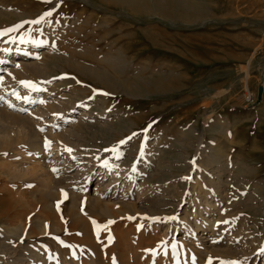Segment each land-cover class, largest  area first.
<instances>
[{
    "label": "rangeland",
    "instance_id": "374dc122",
    "mask_svg": "<svg viewBox=\"0 0 264 264\" xmlns=\"http://www.w3.org/2000/svg\"><path fill=\"white\" fill-rule=\"evenodd\" d=\"M52 9L0 36V202L20 191L31 215L17 240L0 222L4 243L58 262L61 247L75 264H264V0H0V30ZM16 59L34 63L28 78L6 75ZM42 103L62 116L34 113ZM14 114L48 134L45 151ZM70 128L73 146L52 138ZM218 150L219 170L198 184L201 157ZM129 155L127 177L103 189ZM193 185L213 194V230L188 227Z\"/></svg>",
    "mask_w": 264,
    "mask_h": 264
},
{
    "label": "bare ground",
    "instance_id": "6f19581e",
    "mask_svg": "<svg viewBox=\"0 0 264 264\" xmlns=\"http://www.w3.org/2000/svg\"><path fill=\"white\" fill-rule=\"evenodd\" d=\"M132 1H135V0H132ZM180 3V2H179ZM184 6V5H183ZM185 7V6H184ZM193 8V7H192ZM184 9V8H183ZM187 9V8H186ZM185 10V9H184ZM190 10V9H189ZM1 11V10H0ZM25 17V16H24ZM22 19H24V18H22ZM21 19V20H22ZM4 50V49H3ZM2 50V51H3ZM16 61L17 62H15L14 63V65L13 66H11V67H7L8 69H7V73H6V75L7 74H9V76L11 75V73H13V74H20V75H22L23 77H29V75L27 74V70H28V68H30L31 66H33L34 65V63H32V62H30V61H28V62H24L23 60L21 61V60H18V59H16ZM36 62V61H35ZM88 70V69H87ZM94 71V70H93ZM92 71V72H93ZM94 73V72H93ZM99 73H97V75H98ZM5 75V76H6ZM27 77V78H28ZM96 77V76H95ZM4 81H10V79H8V77L6 76V77H1ZM0 78V79H1ZM7 78V79H6ZM9 78H11V77H9ZM98 79L100 78V77H97ZM101 78H105L104 76H101ZM144 81V80H143ZM116 83V82H115ZM7 87V86H6ZM121 87V86H120ZM137 87V86H136ZM22 88V87H21ZM21 88H20V90H21ZM24 89V88H23ZM22 89V90H23ZM27 91V90H26ZM23 92V91H22ZM22 92H21V94H22ZM25 92V91H24ZM23 92V93H24ZM71 96V95H70ZM101 96V95H100ZM77 96L76 95H73L72 96V100H69V102L71 103V105H70V103H69V107L70 106H72L73 104H75L74 102L76 101V98ZM96 97H97V100H99V101H95L96 100ZM95 97V99L93 100V105H92V109H94V111L96 112V113H98V112H102V109H104V107H106L105 106V104H104V100H103V97H99V96H96ZM8 99V98H7ZM6 99V100H7ZM6 100H5V102H6ZM8 101V100H7ZM72 101H74V102H72ZM39 104H40V102H39ZM38 104V106L34 109V113H36V114H44V113H47V112H50V111H53V112H55L56 114L57 113H59L60 114V116H62V114H61V112H59V109L58 110H55V108H50V110H48V108L45 106V105H43V103L41 104V105H39ZM46 104H48L47 102H46ZM51 105V104H50ZM3 106V105H2ZM2 106H0V121L2 120V116L5 114V109H4V107H2ZM43 106V107H42ZM50 107H52V106H50ZM10 114V113H9ZM13 115V114H12ZM14 115H16V117H19V121H22L21 123L22 124H24V127H25V130H26V133H23V134H27V139L29 140V137L32 139V140H29L28 142H30L31 141V143H32V147L35 149V151H45V141H46V138L48 137V134H46V135H44V136H41V134H40V132H39V128H38V124L37 125H34L31 121H30V119L29 118H27V117H21L20 115H17V114H14ZM5 117V116H4ZM12 117V116H11ZM15 117V116H14ZM15 120H16V118H15ZM124 123V122H123ZM132 124V123H131ZM77 125V123H74V126H76ZM126 125V124H125ZM110 126V125H109ZM125 127V126H124ZM21 128H23V127H21ZM107 128V127H106ZM131 126H128L127 127V130L128 131H132L131 130ZM105 129V128H104ZM112 129H114V128H112ZM25 130H24V132H25ZM126 130V129H125ZM23 131V130H22ZM111 131V130H110ZM7 132V131H6ZM119 132V131H118ZM21 133V132H20ZM74 132H73V129H66L65 131H63V133H61V132H59V134H58V136H56V138L55 137H52V138H54L56 141H59V139L61 140V141H64V143H65V145L67 144L68 146H73V144H72V139L73 138H71L72 136H71V134H73ZM9 135V134H8ZM51 135V134H50ZM50 137V136H49ZM60 137V138H59ZM20 139V138H19ZM15 140V139H14ZM13 141V140H12ZM20 142V141H19ZM31 143H30V145H31ZM27 144V143H26ZM9 145V144H8ZM58 145V147H65L64 145H62V144H60V143H57V144H55V147ZM59 145H62V146H59ZM210 149V145H208V146H206V147H204V150L202 151L203 153L202 154H204V153H206L208 150ZM211 151V150H210ZM66 155H65V157H72V155H73V153L74 152H72L71 150L69 151V149H67L66 148ZM209 152V151H208ZM44 153V152H43ZM223 152H219V150H218V152H216V153H211V154H208V158L206 159V160H204V157H201V160L203 159V161H201V167L202 168H204L205 169V171H202V169L201 170H198L197 172H196V182L198 183V180H200V179H202L203 181L204 180H207V179H209L210 177H212V173L214 174V173H217V171L219 170V168L217 167V165L224 159V157H225V154L223 153ZM151 153L149 152V154L146 156V158H145V161L146 162H149V160L151 159ZM203 156V155H202ZM131 158V156L129 155V157H126V160H125V162L122 164L123 165V167H124V164H126L125 166V168H120L119 166H115L114 167V172H112V176L110 177V179H108L107 177H106V175H107V170L109 169V167L108 168H106V170L104 171V174L102 175V177H103V179H108L107 180V182H106V184L105 185H103V189H105L106 187H108V186H110L109 184H111V183H113V182H117V181H119V180H121L123 177H127V175L128 174H126V172L127 171H129V169H130V164H129V161L131 160L130 159ZM197 160H195V162H196ZM199 161V162H200ZM144 162V161H143ZM143 165H145V164H142V166L141 167H143ZM29 167V166H28ZM35 167V166H34ZM37 167H39L38 169V171L40 172V173H42V171H43V169L45 170V168H43L42 170H41V166H37ZM122 167V166H121ZM132 167V166H131ZM13 168V167H12ZM26 168V167H25ZM2 169V168H1ZM27 169V168H26ZM30 169V168H29ZM32 169H34V168H32ZM28 170V169H27ZM23 171V170H22ZM30 171V170H29ZM140 171V170H139ZM45 171H43V173H44ZM36 173V172H35ZM48 173V172H47ZM131 174L129 175V176H134V172L132 171V172H130ZM138 173V172H137ZM207 173V174H206ZM30 174H31V172H30ZM50 174H51V172H50ZM126 174V175H125ZM217 175V174H216ZM21 176V175H20ZM33 176V175H32ZM48 176V175H47ZM35 177V176H34ZM37 177V176H36ZM101 177V178H102ZM44 178V177H43ZM46 178H48L49 179V181H45V182H48L47 184L48 185H50V186H52V187H56V185L58 184V181L57 180H55V179H53L52 177V179L50 180V178H49V176L48 177H46ZM17 179V178H16ZM37 179V178H36ZM42 179V178H41ZM124 179V178H123ZM46 180V179H45ZM59 180V179H58ZM38 181H40V180H38ZM104 181V180H103ZM142 182V181H141ZM40 183H41V181H40ZM196 183V184H197ZM104 184V183H103ZM198 184H200V183H198ZM143 185V184H142ZM142 185L141 186H139V189H144V187H142ZM215 185V184H214ZM58 186V185H57ZM102 186V185H101ZM2 187V186H1ZM220 186L219 185H217L216 184V190L215 191H219L220 189H217V188H219ZM51 188V187H50ZM53 189V188H52ZM51 189V190H52ZM192 189H193V193H192V197H191V199H190V202L191 203H196V204H198V207L196 208V210H191L192 211V220L189 218V220H187V223H188V227L190 228V227H192V228H194V229H202V228H204L203 226H202V222H200V221H204V223H205V226L206 227H208V229H210V230H213L214 229V224H215V222L210 218V216H212V214H213V211H214V209L216 208V206H215V202H214V200L212 199V196H213V194L212 193H210V192H208L207 190H205L206 189V187H205V189H203V188H201V186H198V185H193L192 186ZM145 190V189H144ZM8 191V190H7ZM22 191V190H21ZM6 192V191H5ZM10 192V191H9ZM19 192V193H18ZM56 191H54V193H55ZM17 194H18V196H10V198H6L5 200H1L2 202H0L1 204H0V222H3V221H5L6 223H8V224H10L11 225V229H12V227L14 228V231H12V232H10L11 234H13V236H15V239L17 240V238H19V236L20 235H24V236H28V235H30V232L31 231H29L28 230V226L26 225V224H28L27 223V217H29V216H31L30 215V211H29V209H28V207H29V202L30 201H28L27 200V198L25 197V195H21V194H23L22 192L20 193V191H17L16 192ZM53 193V194H54ZM25 194V193H24ZM51 195V194H50ZM8 196V195H7ZM96 197V196H95ZM251 198H252V196H250ZM249 198V197H248ZM158 200V199H157ZM33 201V200H32ZM97 203V202H96ZM109 203V202H108ZM152 203V202H151ZM160 203V202H159ZM125 204V203H124ZM130 204V203H129ZM154 204V203H153ZM152 204V205H153ZM149 205H150V203H149ZM202 205H204L202 208H201V206ZM195 206V205H194ZM106 207H108V206H106ZM111 207V206H110ZM125 207V206H124ZM158 207V205L157 204H155L154 206H153V208H157ZM112 208V207H111ZM189 209V208H188ZM185 211V218H188L187 216V210H184ZM15 212H16V214H15ZM43 211H37V214H38V216H40L41 214H44V213H42ZM12 213L13 214H15V215H13L12 216ZM36 214V215H37ZM52 215H53V213H52ZM53 217H55L54 215H53ZM23 219H26L24 222H22L23 221ZM81 220V219H80ZM79 220V221H80ZM82 222V221H81ZM203 223V224H204ZM59 224V223H58ZM60 225V224H59ZM86 225V224H85ZM34 227V226H33ZM28 230V231H27ZM10 231V230H9ZM186 232H187V230H185ZM209 231V230H208ZM213 232V231H212ZM213 234V233H212ZM211 234V235H212ZM3 239H1L0 238V257L1 256H3L4 258H5V262L3 263V264H33V261H37V260H39V261H41V263L42 264H75V262H74V259L75 258H73V257H71L68 253H67V251L66 250H63L61 247H58V252H59V255H60V261L58 262L57 261V257H55L54 255H51V256H46L47 254H46V252H44L45 254H43V252H41V253H38V252H36V250H35V252L34 251H32L31 249H30V247H28V245L27 246H24V248H25V250H27L26 252H27V254H25L24 252H23V250H19L16 246H14V245H12V246H8V245H6L4 242H5V238L6 237H2ZM184 241V240H183ZM18 242H20L19 240H18ZM129 243V242H128ZM212 243V242H211ZM209 244V246H212L213 244ZM19 244H21V243H19ZM203 244H205L204 246H207V244L206 243H203ZM211 249H212V247H211ZM34 250V249H33ZM141 257V256H140ZM123 258V257H122ZM121 258V260L123 261V259ZM99 260V259H98ZM76 261V260H75ZM58 262V263H57ZM95 262V261H94ZM76 263H77V261H76ZM96 263V262H95ZM99 263V262H98ZM89 264V263H88Z\"/></svg>",
    "mask_w": 264,
    "mask_h": 264
},
{
    "label": "snow or ice",
    "instance_id": "6c2138e0",
    "mask_svg": "<svg viewBox=\"0 0 264 264\" xmlns=\"http://www.w3.org/2000/svg\"><path fill=\"white\" fill-rule=\"evenodd\" d=\"M44 2H50V0H44ZM57 7H59V4H57ZM53 11H55V9H52V10H49V11L43 13V14H42L41 16H39L37 19H33V20H31V21H27V20H26V21H24L22 24H18V25H15L14 27L6 28V29H3V30H0V36L6 35V34H8V33H10V32H14V31H16L18 28L23 27L24 24H35V25H39L42 21H45V19H46L47 17H51L52 14H53ZM25 42H26V41H25L23 38H21L20 43H25ZM20 84H21L23 87L29 89L30 91H39V90H40V89H39V88H38V87H37L32 81H20ZM12 94L15 95L17 99H25V100L28 99V97H26V96H25V97H21V96H20L18 93H16V92H13ZM104 94L107 95V93H104ZM144 132H147V129H144ZM132 135L135 136V135H137V134H136V133H133ZM127 139H128V140H131V139H132V136H129ZM46 143H47V142H46ZM124 143H126L125 140L120 141V144H124ZM141 147H142V149H143V145H142ZM69 151H70V150H69ZM112 151L116 152V148L112 149ZM169 219H175V217H170ZM93 223H94V226H95V229H96L97 235H99V231H100L102 228H103V229H106V228H107V225H96V222H95V221H93ZM108 223L110 224V223H112V221H109ZM138 227H139V226H138ZM109 240H111V237H109ZM61 243H63V242H61ZM160 243H161V245H164V244H165L164 241H161ZM172 250H173V254L175 255V252H176V245H175V243L172 244ZM151 251L154 252L155 250H151ZM209 264H211V258H209ZM222 264H238V262H237V261H229V262H222Z\"/></svg>",
    "mask_w": 264,
    "mask_h": 264
}]
</instances>
